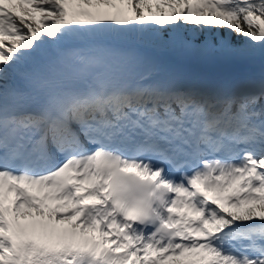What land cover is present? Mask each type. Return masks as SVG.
<instances>
[{"label":"snow or ice","instance_id":"snow-or-ice-1","mask_svg":"<svg viewBox=\"0 0 264 264\" xmlns=\"http://www.w3.org/2000/svg\"><path fill=\"white\" fill-rule=\"evenodd\" d=\"M165 54L264 68V0H0V264H264V74Z\"/></svg>","mask_w":264,"mask_h":264},{"label":"bare ground","instance_id":"bare-ground-1","mask_svg":"<svg viewBox=\"0 0 264 264\" xmlns=\"http://www.w3.org/2000/svg\"><path fill=\"white\" fill-rule=\"evenodd\" d=\"M163 58L168 63H170L171 65H173V66H175L181 70L191 71L192 73H198V74L200 72L199 69H203L204 67L212 68V66H214L216 68H220L221 70H224V71H226L230 68L236 69L235 71H239V70H245L248 72L252 71V73L249 74L251 77L253 75H256V74H258V75L264 74V72H262L263 70H261V69H260V71L254 70L257 67H261L259 64H256L254 66H250V65H246V64L225 63V62H197V61L189 60L187 58H184V57L176 55V54H165ZM190 63H192V64H190ZM262 69H264V68H262ZM209 70H212V69H209ZM231 76L232 77H225L224 76L223 78H224V80H233V79H242L243 78L242 76L237 77V75L235 73ZM243 76H245V74H243ZM245 77H249V76H245Z\"/></svg>","mask_w":264,"mask_h":264},{"label":"rangeland","instance_id":"rangeland-1","mask_svg":"<svg viewBox=\"0 0 264 264\" xmlns=\"http://www.w3.org/2000/svg\"><path fill=\"white\" fill-rule=\"evenodd\" d=\"M190 64H192V63H190ZM204 68L199 69L200 70L199 75H202V76H205L208 78H212V79H223L224 80V78H223L224 76L225 77H232L231 75H233L234 73L237 75V77H241L240 75H243V74L252 73V71L248 72L245 70L235 71L236 69H232V68H230L228 70L225 69L226 71H224V70H221L220 68H216L214 66H212V68H206V67H204ZM209 69H212V70H209ZM260 69L263 70L262 72H264V69H262L261 67H257L254 70L260 71ZM196 74H198V73H196Z\"/></svg>","mask_w":264,"mask_h":264}]
</instances>
